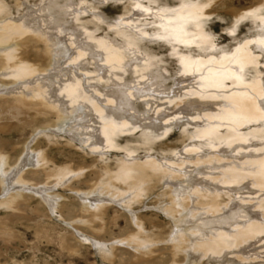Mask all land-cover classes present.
Segmentation results:
<instances>
[{"label": "rangeland", "instance_id": "obj_1", "mask_svg": "<svg viewBox=\"0 0 264 264\" xmlns=\"http://www.w3.org/2000/svg\"><path fill=\"white\" fill-rule=\"evenodd\" d=\"M1 1L6 6L2 15L7 14V18L11 21L21 22L22 16L28 9L35 10L36 17H43L39 19L41 30H45L44 32L49 33L46 27L51 19L62 20L65 22L66 33L91 34L95 39L104 40L125 52L120 70L111 71L104 68L102 59H92L89 55L90 51H87L84 58L75 64V75L81 79L85 93L91 94L94 99L96 97L95 101L99 102L98 104L104 109L106 108V113H112V110L117 107V102L112 103L110 107H105L107 104L104 101L112 96L116 100L115 95L120 92L126 97L131 95L126 98L129 104L128 113L139 119L153 111H170L173 109L171 108L173 98L169 92L173 80L181 75L180 65L183 57L191 58L193 61L201 59L220 61L224 56L231 57L245 42L248 43L252 56L257 58V63L254 66H248L243 72L235 71L239 72L237 75H242L245 83L258 78L264 88V46L256 41L259 37H264V0ZM44 1L50 4L49 10L44 7ZM65 4H68V10L60 12L59 9ZM185 5L189 8L209 5L204 7L203 13L206 15L199 21L201 31L211 46L209 44L201 46L197 43L184 45L174 41L169 27H171L172 19L185 11ZM256 7L260 11L255 12L254 17L237 18L241 14L245 15L256 10ZM65 13L70 14L64 16ZM136 13H140L141 16L137 18L134 16ZM182 17L181 20L186 21L185 28L190 35L192 32L191 21L188 18L190 14L183 13ZM234 26L235 32H233ZM33 36L34 33H29L22 38V40L30 39L22 47V50H26V54H23L22 50L17 54H21L25 62L45 69L49 58L45 55L43 44H40ZM62 37L63 41L67 42L66 35L63 34ZM129 40L136 43L135 46L126 45V41ZM89 43L93 44L91 41ZM134 56L138 58V61L134 60ZM101 69L103 72L100 71ZM43 74L37 77V80L39 79L36 80L37 83L48 75L46 72ZM200 77L201 73L196 74V84L184 88L181 93H186L189 88L191 91L199 90ZM225 85L226 88L218 94V100L221 102H224L223 95L234 92V86L230 82H226ZM58 86L56 84L54 89L56 90ZM21 90L24 91L25 87L22 86ZM50 95L51 98L47 96L48 100L55 98L56 93L53 92ZM188 97L185 98L192 99ZM185 98L180 100H186ZM86 111L84 110L85 113ZM22 115L24 114L15 115V112L10 110L9 104H0V150L9 156L10 163L12 164L15 158L22 156L23 147L33 136L30 148L46 153L50 161L48 165L50 170L68 167L80 173L81 176L76 179L73 177L65 185L57 186L52 190L54 195L61 197L60 212L51 214L46 204L30 192H27L22 199L15 201L9 209L0 206V264H172L170 244L166 238L175 230V226L173 220L162 211L168 201L167 196H163L169 189L168 185L178 184L181 188L188 189L192 181H210L213 178H220V173L227 168L229 161L242 168L240 164L244 163L246 158L264 156V119L243 126L238 133L247 137V141L232 149L223 144L212 148L204 139L194 136L198 130L206 127L207 123L204 121L176 116L163 123L166 133L159 131L151 134L149 130L143 128L147 122L138 125L133 122L117 137L116 149L103 148L102 143L99 142L97 146L99 148L94 150L90 147L91 142L88 141V143L86 140L89 134H94L93 131L96 134L93 139H98L99 123L96 124V120L91 123V128L81 131L84 137L82 140L69 141L66 133L40 131L41 127L55 122L53 117ZM226 129V126L220 125L219 134L225 135ZM34 131L36 132L33 133ZM253 135L258 138H253ZM144 138H149L150 142L148 141L147 144ZM212 154L217 155L221 161L203 164L206 157ZM195 159H199L201 164H196ZM120 160L139 164L155 161L161 167L171 170L178 180L173 182L170 179L169 181L164 179L155 182L150 191L138 202L131 203L129 206L106 203L105 226L101 231L90 228L89 225L77 224L81 219L83 221L88 219V215L82 212L83 200L79 198L78 193L88 192L92 184L98 183L100 173L105 169L114 172ZM44 174L40 170L37 174L27 175L25 180L37 186L48 184V187H51L54 180L47 179ZM245 183V188L237 191V186H221L220 183L213 182L218 189L220 188V200L223 204L234 201L237 205L235 222L239 225L226 227L231 231L241 229L242 225L249 221L248 209L255 207L254 213L264 212V208L262 210L257 208V204L264 200V194L255 192V186ZM3 194L0 188V199ZM96 198L106 199L102 196ZM191 204L195 205V201ZM202 215L196 221L186 224L185 227H199L202 231L213 234L214 230L210 229V224H215L222 214H216L213 217ZM131 216L138 217L143 223L144 235H156L163 241L148 244L140 250L121 243L120 241L134 231ZM95 223L98 225V222ZM92 243L96 246H92ZM260 245L264 247V239L261 240ZM234 250L235 248L230 251L231 253L228 252L220 258H204L198 264H221V261L235 256ZM183 255L180 253L174 258L175 264H186V258ZM262 257H264V249Z\"/></svg>", "mask_w": 264, "mask_h": 264}, {"label": "bare ground", "instance_id": "obj_2", "mask_svg": "<svg viewBox=\"0 0 264 264\" xmlns=\"http://www.w3.org/2000/svg\"><path fill=\"white\" fill-rule=\"evenodd\" d=\"M47 2L43 4L49 10L50 4ZM5 9L6 6L0 0V104H9L10 110L12 109L15 115L24 114L30 117L49 115L53 117L55 122L41 127L40 131L42 132L46 130H51L52 133L63 132L68 135L69 141L82 140L83 133L81 131L91 128V123L96 120V124L99 123L98 139H93L94 131V134L91 133L93 135L89 134L86 141L91 142L90 147L97 150L99 148L97 146L101 142L103 148L116 149L117 137L133 122L137 125L147 122L143 128L149 130L148 132L151 134H156L159 131L166 133L163 123L170 118L183 116L207 123L206 127L198 130L194 136L204 139L208 146L214 148L223 144L232 149L247 141V137L238 133L243 126L264 119V111L260 108V105L264 103V88L260 80L254 78L250 83H245L242 75H237L238 71L243 72L248 66H254L257 63V58L250 53L247 42L239 46L231 57L224 56L220 61L203 59L193 61L191 58L183 57L180 65L181 75L173 80L169 92L173 98L174 107H171L173 109L168 112L153 111L139 119L137 116L128 113L129 104L126 98L131 96L130 94L126 97L120 92L115 95L116 100L112 96V99L108 98L107 101H104L107 104L105 107H110L112 103L117 102L116 109L113 107L112 113H106V108L104 109L98 104L99 102L95 101L96 97L94 99L91 94L85 93L81 79L75 75V64L84 58L87 51H90L89 55L92 59L101 58L104 68L111 71L122 69L125 52L104 40L95 39L91 34L66 33L64 30L65 22L62 20L48 19L50 21L46 29L49 30V33L47 30L44 32L45 30H41L40 27L39 18L42 16L36 17L35 10L28 9L26 14L22 16V20L20 18L21 22L11 21L7 18V14L2 15ZM59 10L60 12L68 10V4L63 5ZM184 10L172 19L171 27H169L174 41L184 45L194 43L201 46L208 45L209 41L202 33L201 22L199 21L201 17L206 15L203 13V5L193 8L185 5ZM183 13L190 14L188 17L192 27L190 35L185 28L186 21L181 20ZM67 14L70 13H65L64 16ZM134 16L138 18L141 14L136 13ZM244 17L245 15L241 14L237 18ZM173 26L177 27L173 28ZM29 33H34L33 37L44 46L45 55L49 58L46 68L43 67L45 69L25 62L20 56L21 54H17L26 45V41L27 43L30 41L26 38L22 40ZM63 34L68 38V43L63 41ZM131 40L126 41V45L129 47L136 44ZM33 41L35 40L33 39ZM90 41L93 44L89 43ZM256 41L264 46L262 43L264 37H259ZM209 46L211 45L209 44ZM22 52L26 54V50H22ZM133 58L138 61L135 56ZM58 59H63V61H58ZM189 63L192 64L191 70H186L185 65ZM100 71L103 72L102 69ZM44 72L48 75L43 79L41 78L42 80L37 83V77H41ZM199 73H201V79L198 82L200 89L191 91L189 88L186 93H181L184 88L196 84V74ZM226 82H230L234 86V92L223 95L224 102H221L218 100V94H221L226 88ZM56 84L59 86L55 90ZM182 85L185 86L182 87ZM22 86L25 87L24 91L21 90ZM53 92L56 93L54 100H48L47 96L49 95L51 98L50 94ZM181 98L186 100L182 101ZM84 110H88L87 113ZM220 125L227 127L225 135L219 134ZM252 137L258 138L254 135ZM32 138L33 136L23 147L22 156L15 158L12 164L9 156L0 150V188L4 192L0 199V206L9 209L15 201L22 199L27 192H30L46 204L51 214L56 211L60 212L59 200L61 197L54 195L52 190L57 186L65 185L73 177L75 179L80 177L81 174L68 167L51 168L50 170L48 168L50 161L46 153L30 148L33 143ZM148 139H145V141L147 140L146 143L149 141ZM195 160L196 164L201 162L199 159ZM220 161L217 155L212 154L206 157L203 164H214ZM244 161L240 164L242 168L229 161L227 168L220 173V178H213L210 181H192L188 189H183L178 184L168 185L169 189L163 194V196H167L168 201L162 211L173 220L175 226V230L166 238L170 244L172 264L176 263L174 258L180 253L184 254L186 264H198L207 257L220 258L233 248H235V256L232 259L221 261V264H264V257H262L264 247L260 245L261 240L264 239V212L254 213L255 207L248 209L249 221L237 231L228 230L226 227L239 225L235 222L237 205L234 201L229 202L230 204H223V201L220 200V188L218 189L213 184L215 181L221 186H237V191H241L247 182V184L256 187V189L253 187L255 192L264 194V156L246 158ZM40 170L45 173L47 179L54 180L51 187H48V184L37 186L25 180L27 175L37 174ZM164 179L177 182L178 177L174 176L171 170L161 167L155 161L139 164L120 160L114 172L106 169L102 171L98 183L92 184L88 192H77L79 198L83 200L82 212L88 215L87 220L81 219L77 224L89 225L90 228L101 231L105 226L106 203L129 206L131 203L138 202L144 194L150 191L155 182ZM98 196L106 199L96 198ZM193 201H195V205L191 204ZM263 202L264 200L257 204L258 209L264 208ZM220 213L222 215L219 220L215 224H210V229L214 230L213 234L204 232L199 227H185L186 224L196 221L202 214L213 217ZM95 222H98V225ZM131 222L134 231L125 239L122 238L121 243L134 246L140 250L141 247L148 244L163 241L156 235H144L143 223L138 217L131 216ZM92 246L96 245L92 243Z\"/></svg>", "mask_w": 264, "mask_h": 264}, {"label": "snow or ice", "instance_id": "obj_3", "mask_svg": "<svg viewBox=\"0 0 264 264\" xmlns=\"http://www.w3.org/2000/svg\"><path fill=\"white\" fill-rule=\"evenodd\" d=\"M208 6L209 5H204L203 7H208ZM137 7H139V5H137ZM258 11H260V9H256V10L250 11L248 13H245V16H252V15L255 14V12H258ZM233 32H235V26L233 27ZM155 38L156 39H161L162 37H155ZM262 43H264V41H262ZM191 67H192L191 63L185 65L186 70H191ZM260 108H261L262 111H264V103H262L260 105Z\"/></svg>", "mask_w": 264, "mask_h": 264}]
</instances>
